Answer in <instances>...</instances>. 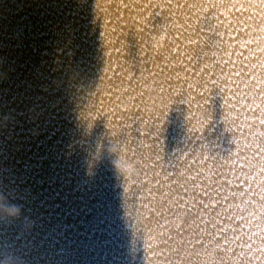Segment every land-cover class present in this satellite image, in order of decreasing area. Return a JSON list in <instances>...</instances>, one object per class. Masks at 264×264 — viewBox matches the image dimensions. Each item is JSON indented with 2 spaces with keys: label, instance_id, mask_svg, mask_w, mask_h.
I'll return each mask as SVG.
<instances>
[{
  "label": "bare ground",
  "instance_id": "1",
  "mask_svg": "<svg viewBox=\"0 0 264 264\" xmlns=\"http://www.w3.org/2000/svg\"><path fill=\"white\" fill-rule=\"evenodd\" d=\"M0 264H264V0H0Z\"/></svg>",
  "mask_w": 264,
  "mask_h": 264
}]
</instances>
